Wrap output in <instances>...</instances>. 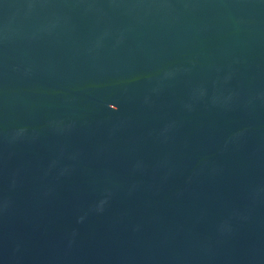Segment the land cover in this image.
Masks as SVG:
<instances>
[{"label": "water", "instance_id": "1", "mask_svg": "<svg viewBox=\"0 0 264 264\" xmlns=\"http://www.w3.org/2000/svg\"><path fill=\"white\" fill-rule=\"evenodd\" d=\"M137 94L264 107V0H0V106Z\"/></svg>", "mask_w": 264, "mask_h": 264}]
</instances>
